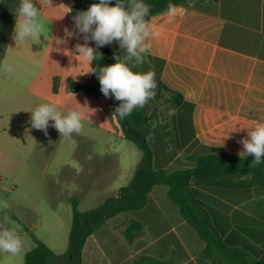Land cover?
<instances>
[{
	"label": "crops",
	"instance_id": "0c3cea01",
	"mask_svg": "<svg viewBox=\"0 0 264 264\" xmlns=\"http://www.w3.org/2000/svg\"><path fill=\"white\" fill-rule=\"evenodd\" d=\"M32 2L40 10L43 35L40 42L26 39L16 45L12 37L21 0H0V126L14 128L15 137L22 134L35 140L28 110L38 104L51 102L62 112L76 109L84 114L83 130L75 134L80 145L73 154L76 167L62 163L52 172L49 183L54 187L80 185L86 191L91 184L110 182L115 177L121 152L117 144L132 141L125 139L122 127L112 116L110 98L95 94V88L91 92L69 91L73 82L93 86V74H84L89 71L87 62L74 52L75 45L84 42L82 36H73L66 44L55 43V38H65V28L75 32L74 1L52 0L54 7L44 5L42 0ZM175 8L174 17L166 11L145 18L159 35L149 41L151 50L144 54L145 62L132 68L136 72L142 67L153 69L151 59H155L160 64L161 82L184 99L176 112L178 132L173 128V115L161 119L157 110L156 117L150 119L168 125L163 132L165 142H174L177 134L182 143V147L171 145V149L160 154L158 165L192 167L198 157L215 152L233 159L253 158L240 156L243 145L239 141L247 138L245 128L264 120V0H186ZM114 46L120 48L118 42ZM4 63L11 66V72L4 70ZM88 107L96 109L90 117ZM52 123L49 122L50 128ZM85 126L109 135L108 151L103 155L107 158L101 163L93 162L97 157L94 154L87 157L84 144L98 139L85 137ZM169 131L171 134L166 135ZM48 132L45 138L49 137ZM53 156L43 152L37 159L51 160ZM14 158L21 160V164L14 165V174L22 176L14 183L15 188L26 182L23 176L39 174L42 178L49 174L48 167L34 170L27 165L28 154L19 153ZM90 158L93 163L85 162ZM142 164L143 156L140 161L135 156L133 164L125 169L127 181L120 184V191L133 182ZM34 181L43 186L48 182L40 178ZM34 181L31 179V185ZM194 191L225 246L219 252L208 251L206 242L170 199L169 187L160 184L150 191L142 209L120 213L89 235L81 264H264V182L196 187ZM47 221L44 229L53 241H42L56 254H64V243L56 240L60 233L63 238L66 236V220L53 214ZM26 228L33 230L24 226L17 231L23 241V256L35 247ZM127 233L133 237L132 244ZM14 257L0 253V264H14ZM144 258L148 262H143Z\"/></svg>",
	"mask_w": 264,
	"mask_h": 264
},
{
	"label": "trees",
	"instance_id": "16d2710c",
	"mask_svg": "<svg viewBox=\"0 0 264 264\" xmlns=\"http://www.w3.org/2000/svg\"><path fill=\"white\" fill-rule=\"evenodd\" d=\"M73 13L77 14L86 11L91 4L99 3V0H73ZM186 0H143L150 6V15L168 11V5L180 6ZM127 3V0H125ZM115 0H112V5ZM91 47H96L93 41H90ZM102 54V59L93 61V68L103 67L116 63L114 56L119 55L121 58L126 54L124 50L114 46V42L97 49ZM151 59V58H150ZM155 65L153 69L141 68L138 72H155L157 88L154 99L148 102L155 104L163 98H166L172 105V109L177 112L178 107L183 103V96L171 91L160 80V64L155 59H151ZM131 67V65H129ZM133 70V69H132ZM136 72L135 70H133ZM95 88V94L105 97L100 91V83L96 74H93V86L80 83H70L69 91L91 92ZM57 90V81L54 84ZM167 96L169 98H167ZM111 99L113 112L121 103ZM153 116L148 114V107L135 108L131 115L124 119L116 118L122 127L126 140L132 141L143 153V164L137 171L133 182L124 187L119 195L109 197L102 206L93 210L82 212L79 210V200L74 197L71 199L72 223L69 235V248L64 254H56L46 243L38 239L29 229L26 232L31 236L35 247L27 252L24 256V264H81L83 247L89 235L105 222L123 212L136 211L142 209L148 200V195L154 186L165 184L169 187L170 199L179 207L182 216L190 223L199 233L200 237L206 242L208 251L219 252L225 248L222 239L214 227L210 214L201 202L196 199L194 189L212 188L216 185L230 186L238 183L256 184L264 182V158L261 164L251 167L250 163L253 158L233 159L223 152L205 155L195 159L192 167H169L158 165L160 154L171 149V145L177 148L182 147L176 134L175 141H164V131L168 125L150 122L156 117L157 108L152 107ZM151 116V117H150ZM173 128L178 132V116L173 115ZM171 134V131L166 135ZM152 138V139H151ZM244 177H251L250 180H243ZM1 211V210H0ZM127 240L133 243V237L127 233ZM207 253V252H206ZM148 262V259H142ZM146 264V263H143ZM242 264V263H240ZM246 264V263H244Z\"/></svg>",
	"mask_w": 264,
	"mask_h": 264
},
{
	"label": "clouds",
	"instance_id": "9594fccd",
	"mask_svg": "<svg viewBox=\"0 0 264 264\" xmlns=\"http://www.w3.org/2000/svg\"><path fill=\"white\" fill-rule=\"evenodd\" d=\"M42 3L48 7H54L52 0H42ZM149 13L150 6L143 0H127V3L125 0H115L114 5L112 0H99V3L91 4L86 11L78 12L73 17L75 32L65 28V38H55V43L61 45L66 44L67 39L73 36L77 39L82 36L84 42L77 43L74 52L78 54L76 57L88 64L89 71L84 74L97 75L103 95L112 96L121 102L114 109L112 115L114 118L124 119L131 115L135 108H142L149 100L155 98L157 88L155 72L132 70L136 65L145 62L144 54L151 50L149 41L159 35V32L145 19ZM167 15L169 17L176 15L174 5H168ZM41 35L43 31L40 24V10L32 0H21L16 15L13 40L16 45L23 43L26 39L36 43L40 42ZM89 41H93L96 47H90ZM113 42H118L120 49L125 51L124 57L116 55L114 64L91 67L93 61L102 59V54L97 49ZM2 67L7 72L12 71L11 66L6 63ZM88 109L90 117L96 109L89 107ZM28 112L31 113V127L42 130L45 135H47L50 121L53 122L52 127L58 131L60 137L66 139H71L73 134L79 135L84 127V114L76 109L62 112L55 103H40ZM175 114L174 109L169 110L170 116ZM245 129H247V138L239 141L243 145L240 156H253L250 166L255 167L261 164L264 158V120L256 121ZM8 206L7 201L0 200V210L7 209ZM22 250L23 241L20 235L14 229L0 226V253L17 256Z\"/></svg>",
	"mask_w": 264,
	"mask_h": 264
},
{
	"label": "rangeland",
	"instance_id": "374dc122",
	"mask_svg": "<svg viewBox=\"0 0 264 264\" xmlns=\"http://www.w3.org/2000/svg\"><path fill=\"white\" fill-rule=\"evenodd\" d=\"M148 107V114L152 107H156L158 110V117L161 119H170L169 110L172 109L171 103L163 98L155 104L149 102L145 104ZM156 124V123H155ZM12 129V130H11ZM14 128L9 126H0V200H5L8 203V208L0 211V226L3 228L14 229L16 232L22 227H32V233L41 240H45L52 244L53 239L47 238V232L44 226L48 225V217L56 214L62 220H66L68 224V232L63 238V233L58 234L57 242L64 243L62 251L67 252L69 248V235L72 223V209L71 200L67 197L74 196L80 201L79 210L82 212L93 210L103 205V199L105 197H111L119 195L120 184L127 181L125 169L129 168L133 164V160L140 161L142 159V153L139 151L137 145L133 142L122 143L119 142L117 147H121L120 162L116 169V175L110 182H100V184H91L86 188H90L83 191L79 188L80 185H60L54 187L53 183H49V178H52V172L58 170L62 163H69L71 166L76 167V159L73 154L76 152L79 143L76 140L75 134L71 139L60 137L58 131L52 127H48L49 137L45 138V133L41 130V134H38L37 129L32 128L36 132L35 140L28 139V136L18 135L14 136ZM85 137L94 136L98 140L95 143H85L84 149L87 152V157L91 155L97 156L93 159H86L88 163H101L105 153H107V138L109 135L104 132H94L90 127L84 128ZM53 154L51 160L37 159L39 153ZM21 153L22 155L30 156L27 165H30L34 170H39L44 167L49 168V174L45 177H40L39 174L23 176L25 183L18 188H15L14 183L18 177L14 174L17 164H21V160H17L14 156ZM65 158H62L64 157ZM9 157L5 159L3 157ZM36 157V158H35ZM102 157V158H101ZM5 159L6 161H4ZM27 159V158H26ZM16 160V161H15ZM88 160V161H87ZM93 160V162H92ZM16 162V163H15ZM18 162V163H17ZM14 165H17L16 167ZM43 179L48 181L45 185L39 184L35 179ZM53 178L59 180L58 175H54ZM31 179L34 181L31 185ZM59 183V181H58ZM37 186L40 189H29L28 187ZM82 187V186H81ZM55 190V191H51ZM123 189V188H122ZM121 189V190H122ZM71 198V199H72ZM106 198L105 201L108 199ZM7 217V218H6ZM18 221H21L20 225ZM24 221V222H23ZM9 260L4 259L2 262ZM14 264H24V256L19 254L14 257Z\"/></svg>",
	"mask_w": 264,
	"mask_h": 264
}]
</instances>
